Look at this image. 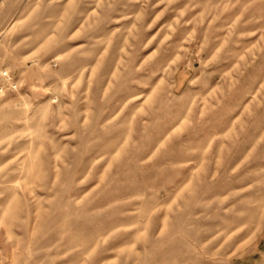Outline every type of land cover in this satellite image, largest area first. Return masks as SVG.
<instances>
[{
	"label": "rangeland",
	"instance_id": "rangeland-1",
	"mask_svg": "<svg viewBox=\"0 0 264 264\" xmlns=\"http://www.w3.org/2000/svg\"><path fill=\"white\" fill-rule=\"evenodd\" d=\"M264 264V0H0V264Z\"/></svg>",
	"mask_w": 264,
	"mask_h": 264
},
{
	"label": "clouds",
	"instance_id": "clouds-1",
	"mask_svg": "<svg viewBox=\"0 0 264 264\" xmlns=\"http://www.w3.org/2000/svg\"><path fill=\"white\" fill-rule=\"evenodd\" d=\"M172 250L161 258L160 264H195L194 256L198 254L196 241L187 233L177 232Z\"/></svg>",
	"mask_w": 264,
	"mask_h": 264
}]
</instances>
